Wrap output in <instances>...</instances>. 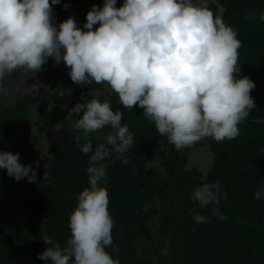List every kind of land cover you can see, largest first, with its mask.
Returning <instances> with one entry per match:
<instances>
[{"label": "trees", "instance_id": "16d2710c", "mask_svg": "<svg viewBox=\"0 0 264 264\" xmlns=\"http://www.w3.org/2000/svg\"><path fill=\"white\" fill-rule=\"evenodd\" d=\"M123 4L124 0H117L116 6ZM93 5L102 8L104 0H61L53 6L56 25L73 17L83 28ZM209 7L238 33L242 47L237 79L247 76L256 84L251 92L256 108L239 125L236 139L216 142L207 137L177 151L144 117L138 104L128 109L116 93L105 91L100 96L102 102H111L114 111L123 112L122 125L134 133V144L125 153L129 163L117 159L114 152L102 162L107 169L102 186L107 187L115 222L107 251L120 264H264V199L254 198L257 190L264 189V22L259 20L264 0H210ZM43 68L46 83H53L52 92L36 87L6 104L3 95L10 83L22 78L23 70H17L5 77V92L0 93V151H6L22 125L26 135L31 133V124L44 132L56 122L63 135L38 169L35 139L26 146L25 138L16 140L25 156L20 162L32 164L37 171L36 183L27 178L17 181L6 169L0 170V264H45L38 259L48 247L42 239L48 236L62 246L66 243L77 197L89 186L91 153L85 155L77 146L80 135L68 117L71 108L90 102L105 84L78 85L67 76L69 68L58 67L53 59ZM110 131L106 127L91 133L93 147L104 142V134ZM80 137L82 145L85 141ZM205 146L217 158L206 176L188 168L192 152ZM46 164L49 168L45 169ZM45 173L49 179L43 183ZM217 182L227 192L219 204L220 215L226 219L214 214L215 204L201 208L190 199L197 186ZM193 208L207 216L208 222L196 224Z\"/></svg>", "mask_w": 264, "mask_h": 264}, {"label": "clouds", "instance_id": "9594fccd", "mask_svg": "<svg viewBox=\"0 0 264 264\" xmlns=\"http://www.w3.org/2000/svg\"><path fill=\"white\" fill-rule=\"evenodd\" d=\"M209 2L124 0L117 8V0H104L102 8L93 5L81 28L73 17L56 25L53 6L61 0H0V93L5 92L6 76L17 70L38 73L53 59L69 68L74 83L107 84L124 108L138 104L177 151L207 137L234 140L239 125L256 108L251 96L256 84L247 76L237 79L242 42ZM259 20L264 22V13ZM73 114L78 117L73 127L85 141L81 145L77 136V146L85 155L91 153L89 186L78 195L70 215V238L62 246L45 236L48 247L38 259L45 264H120L107 251L115 222L107 187L102 186L107 177L102 162L114 152L129 163L125 153L134 144V133L122 125L123 112L114 111L109 100L77 103ZM106 127L111 131L94 148L90 134ZM20 159L19 153L0 151V170L17 181L36 183L37 171ZM48 179L45 173L43 183ZM221 196L227 192L217 182L197 186L190 199L201 208L215 204L214 214L226 219L219 211ZM254 198L264 199V189ZM192 211L196 224L208 222L196 208Z\"/></svg>", "mask_w": 264, "mask_h": 264}, {"label": "rangeland", "instance_id": "374dc122", "mask_svg": "<svg viewBox=\"0 0 264 264\" xmlns=\"http://www.w3.org/2000/svg\"><path fill=\"white\" fill-rule=\"evenodd\" d=\"M81 21V19H78ZM58 67H67L64 63L57 64ZM45 71V68L42 67V70L38 73H31V72H22V78L19 81H13L10 83L9 89L6 90L4 93L3 101L6 104H12L16 101V99L23 95L24 92H31L33 90V85H38V87L41 88L42 92H52V85L53 83H49V86H46L45 88L39 86V81L43 80L45 81L42 73ZM67 76L69 75V72L66 73ZM46 82V81H45ZM53 82V81H52ZM57 91H60V86L56 89ZM105 91H108L109 93H114L109 88L107 84L104 85V89L102 91H96L95 93V99H99L100 96H104ZM32 93V92H31ZM100 100V99H99ZM52 101V100H50ZM52 105H54L53 102H51ZM71 122L74 124L76 122L75 116H69L68 117ZM31 133L25 135V127L24 125L21 126V129L18 132V135L14 140L9 142L7 145L6 151L12 152V153H19L20 154V161L24 159V155L21 152L22 150L19 149V146H17L16 140H22L24 139L23 146H26L28 143L30 144L33 139H35V157L38 159L39 164H44L46 157H50L49 150L50 148L60 142L63 139L62 131H61V125L59 123L54 122L52 125L48 126L47 129L42 132L38 129L36 125L31 124ZM78 135L82 136V133H78ZM216 156L210 151L208 146L201 147L198 150H195L192 152L191 157L189 159L188 168H196L197 170L201 171L202 174L205 176L207 175L209 169L213 165L214 161L216 160ZM167 249V248H166Z\"/></svg>", "mask_w": 264, "mask_h": 264}, {"label": "water", "instance_id": "95a60500", "mask_svg": "<svg viewBox=\"0 0 264 264\" xmlns=\"http://www.w3.org/2000/svg\"><path fill=\"white\" fill-rule=\"evenodd\" d=\"M39 84H40L39 86L42 85L43 88H45L46 86H49V83H46V82L43 81V80H42V81L40 80V81H39ZM34 86H35V87H34ZM33 87L36 88V87H38V85L35 84V85L32 86V88H33ZM34 88H33V89H34Z\"/></svg>", "mask_w": 264, "mask_h": 264}]
</instances>
